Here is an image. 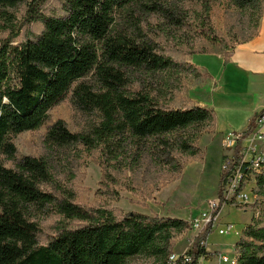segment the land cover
Returning <instances> with one entry per match:
<instances>
[{"label":"trees","instance_id":"1","mask_svg":"<svg viewBox=\"0 0 264 264\" xmlns=\"http://www.w3.org/2000/svg\"><path fill=\"white\" fill-rule=\"evenodd\" d=\"M20 1L0 0V6H15ZM38 1H33L30 13ZM147 1L62 0L58 16L38 11L31 15L41 22L42 30L15 44L20 28L8 26L10 33L0 41L1 155L16 160L13 137L40 128L48 121L50 110L69 92L76 110L95 113L98 120L85 131L71 132L64 120L58 119L48 127L45 143L50 147L80 145L96 153L95 162L102 168L96 194L117 198L113 187L122 170L132 173L147 162L152 168L179 172L181 156L197 154V134L207 124L213 127L214 112L195 104H168L163 92L171 76L180 72V65L191 68L195 76L200 72L115 23L116 14L140 2L149 12L169 14L161 0ZM227 1L254 26V32L242 42L255 36L264 0ZM201 8V20L194 29L201 44L185 54L216 53L226 64L235 44L204 23L209 8ZM181 17H174V22L182 25ZM134 75L149 82L163 79L158 88L146 82L144 88L135 89L128 83ZM89 76L94 83L84 80ZM253 124L251 121L241 132V138L251 132ZM241 150L244 147L238 140L229 167L240 161ZM222 159H227L226 155ZM241 173L234 196L228 199L224 195L225 174L220 171L218 206L212 215L224 204L241 208L236 196L253 175L254 201L250 206L257 214L235 243L236 264H264V162L258 172L243 163ZM51 180L48 163L41 158L22 156L14 168L0 163V264H132L136 257L150 258L152 264H169L171 240L189 223L139 212L118 215L104 207L90 211L76 204L72 191L65 187L57 193L40 187ZM36 209L85 224L61 226L48 243L39 245V228L32 220ZM210 230L208 223L195 236L188 251L190 262L181 256L174 264H197L198 256L205 252L200 241Z\"/></svg>","mask_w":264,"mask_h":264},{"label":"rangeland","instance_id":"2","mask_svg":"<svg viewBox=\"0 0 264 264\" xmlns=\"http://www.w3.org/2000/svg\"><path fill=\"white\" fill-rule=\"evenodd\" d=\"M33 1L21 0L15 6H0V41L10 33L9 25L20 28L14 44L26 40L33 33H39L42 30L41 22L31 18L36 11L45 16L60 15L62 0H39L38 5L34 6L30 13L29 9ZM146 1L142 0V3ZM161 1L166 3L164 6L170 11L168 14L170 16L161 12H149L140 2L128 11H120L116 14L115 23L130 35L145 38L164 53L172 54L175 61L180 64L182 61L189 64V55L185 52L188 49H196L201 44L200 34L194 30L197 21L201 20L199 14L203 12L200 10L201 7L203 10L209 8L204 23L213 27L219 35L228 37L234 44L241 43L254 32L253 24L249 23L246 16L240 15L227 0ZM176 16L184 18L182 25L174 22ZM178 68L180 72L171 76L169 86L163 94L167 103L171 105L194 104L189 96V88L193 78L198 76L194 75L191 68L181 65ZM84 80L94 83V78L91 76ZM128 81L129 86L135 89L144 88L146 82L148 85H154L155 88L160 85L158 81L149 82L139 75L130 77ZM58 119L64 120L71 132H82L96 123L98 117L95 113H82L76 110L69 92L50 110L48 121L40 128L13 137L17 149L16 160L30 155L48 163L52 180L42 183L40 185L42 189L57 193L60 187H65L72 191L73 201L76 204L90 211L104 207L118 215L139 212L149 216L182 219L189 224L183 231L174 234L171 240V252L178 254L191 246L196 231L189 225L201 222V219L205 220L210 214V203L216 200L222 156H230L234 152L232 148L223 146V136L214 134L210 124L202 127L201 132L197 134L195 144L197 154L192 157L181 156L179 172L166 168H152L147 162L132 173L122 170L118 175V184L113 187L118 197L112 198L96 194L102 176V168L95 162L96 153L87 151L80 145L50 147L45 143L48 127ZM245 141L247 140L243 143L246 145ZM259 149L264 153V141L259 144ZM16 160L0 154V163L5 167L14 168ZM254 187L255 181L250 175L244 189L236 198L241 208L233 204L222 206L218 226L231 223L239 235L233 232L229 235L218 234L217 228L214 229L207 239L212 258L208 264H214L213 258L216 256L214 251H227L232 248L243 228L257 214V210L250 206L254 201L252 192ZM231 194H226L228 199L232 198ZM32 220L39 228L36 237L39 245L48 243L50 236L56 234L61 226L76 227L85 224L78 220L65 219L52 212L46 213L42 209L34 211ZM131 263L152 264L153 261L150 258L136 257Z\"/></svg>","mask_w":264,"mask_h":264},{"label":"crops","instance_id":"3","mask_svg":"<svg viewBox=\"0 0 264 264\" xmlns=\"http://www.w3.org/2000/svg\"><path fill=\"white\" fill-rule=\"evenodd\" d=\"M188 62L200 72L192 80L189 96L195 105L214 112V134L241 133L251 121V133L264 131V125L254 122L255 115L264 114V14L257 34L235 44L226 64L216 53H193Z\"/></svg>","mask_w":264,"mask_h":264},{"label":"built area","instance_id":"4","mask_svg":"<svg viewBox=\"0 0 264 264\" xmlns=\"http://www.w3.org/2000/svg\"><path fill=\"white\" fill-rule=\"evenodd\" d=\"M254 122L257 124V126L262 127V125H264V114L261 113L256 115ZM238 140L241 141V144L244 147V150H241L239 153L241 155L240 161H238V163L234 164L232 167H229L230 161H232V159L234 158L233 152V155L226 156L227 159H225L221 165V171H223L225 174L224 195L226 198H228L226 194L229 195L232 193V197L234 196V193L240 183V180L242 179L241 166L243 165V163H248L251 169L258 172L261 167V164L264 162V153L262 152V149H259V145L255 144L256 142L261 143L264 141V131H262L261 128L256 132H250L244 138H241V133H227L223 136L222 143L224 147L232 148V150L234 151L235 144ZM244 140H247L246 145L243 144ZM251 176L253 177V175ZM239 194L237 196H239ZM217 206L218 200L216 198L215 201L210 203L209 208L211 209V212L208 217L205 220L201 219V222H196L193 224L191 223V228L193 227L194 231H196L195 236L201 231H203L208 223H211V230L208 233L207 237L204 240L200 241V245L204 246L205 252L201 253L198 256L197 264H208V262H211L212 258L209 254L210 251L207 247V239L209 235L214 231V229L217 228L218 234L229 235L233 232V234L239 235V232L235 230L233 224L231 223H226L222 225V227L218 226V222L220 220L219 212L215 215H212L213 211L217 208ZM194 238L192 239L190 247L183 250L181 253H172L169 256V264H174L181 256L184 262H190L192 260L191 257L188 255V251L192 247ZM213 253L214 255H216L215 258H213L214 264H236L237 254L235 252V243L232 244V248L227 251H214Z\"/></svg>","mask_w":264,"mask_h":264}]
</instances>
